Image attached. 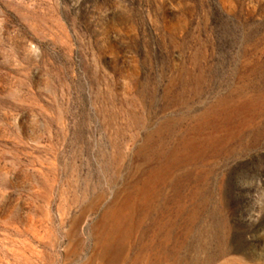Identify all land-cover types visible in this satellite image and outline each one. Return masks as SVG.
I'll return each instance as SVG.
<instances>
[{"label": "rangeland", "instance_id": "1", "mask_svg": "<svg viewBox=\"0 0 264 264\" xmlns=\"http://www.w3.org/2000/svg\"><path fill=\"white\" fill-rule=\"evenodd\" d=\"M0 264H264V0H0Z\"/></svg>", "mask_w": 264, "mask_h": 264}]
</instances>
